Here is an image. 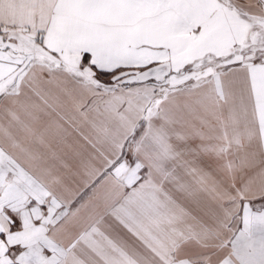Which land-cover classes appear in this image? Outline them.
Listing matches in <instances>:
<instances>
[{"label":"snow or ice","instance_id":"1","mask_svg":"<svg viewBox=\"0 0 264 264\" xmlns=\"http://www.w3.org/2000/svg\"><path fill=\"white\" fill-rule=\"evenodd\" d=\"M0 264H264V0H0Z\"/></svg>","mask_w":264,"mask_h":264}]
</instances>
